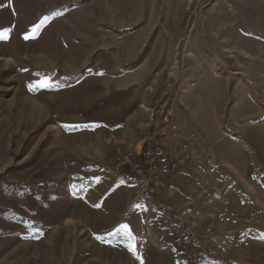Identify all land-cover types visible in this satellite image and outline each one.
I'll return each instance as SVG.
<instances>
[{"label":"rangeland","instance_id":"obj_1","mask_svg":"<svg viewBox=\"0 0 264 264\" xmlns=\"http://www.w3.org/2000/svg\"><path fill=\"white\" fill-rule=\"evenodd\" d=\"M177 131L175 218L184 163L142 194L119 168ZM0 264H264V0H0Z\"/></svg>","mask_w":264,"mask_h":264},{"label":"crops","instance_id":"obj_2","mask_svg":"<svg viewBox=\"0 0 264 264\" xmlns=\"http://www.w3.org/2000/svg\"><path fill=\"white\" fill-rule=\"evenodd\" d=\"M214 91H215L214 89H209V92L213 94H215ZM209 117H210L212 131H213L212 134L215 137V140H211V143L215 144L216 154H218V157L220 160L219 164L222 166H225L226 168L225 171H227L231 176H245L244 173L239 174V171H236L234 167L235 163H233L232 159H234L235 152L230 151L232 148V143L228 141H220L221 140L220 136L216 130V127H217L216 118H214V116L212 118L210 113H209ZM191 118L195 119L194 116H192ZM181 127H185L184 123L183 125H181ZM182 132L183 131H181V133L180 131H177L175 132V134H172L169 137L165 136L163 139L160 140V142L164 146L166 145L165 147L167 148L166 155L168 159L163 164V168L165 170L172 169V171L175 172V170L180 167L179 165L181 163H184V165L187 166L185 167L184 170L182 169V171L180 170L174 175L171 183L166 188L165 195H163V197L161 195L159 197V201L158 200L156 201V203L161 207V209H163L165 214L172 215V217H175V218L176 216H174L173 208L178 207V206L186 207L187 204L189 203L188 200H184V198H182V195L186 191V184H185L184 179H186L187 181L188 179L187 176H196L195 174H192L191 172L188 171L190 169L191 161L193 160V158L187 155V154H190L189 149L181 145L183 144L181 140ZM197 133H198L197 134L198 137L200 138L202 137L206 141L207 137L203 134L204 133L203 130H201L200 128H197ZM216 133H217V137H216ZM233 145L235 147V144ZM227 148H229V150H226ZM174 242H175V239H174Z\"/></svg>","mask_w":264,"mask_h":264},{"label":"built area","instance_id":"obj_3","mask_svg":"<svg viewBox=\"0 0 264 264\" xmlns=\"http://www.w3.org/2000/svg\"><path fill=\"white\" fill-rule=\"evenodd\" d=\"M148 120L154 128L166 127L172 120L171 106L166 101H156L149 110ZM165 156L166 152L164 151L162 155H158L156 152H148L142 158L130 157L120 162L119 169L131 181L137 194H142L147 189L157 191L166 185L168 176L173 173L171 169L165 170L166 174H163ZM172 236L175 239V244L180 247L186 246L190 241V237L182 235V230L178 226L172 227Z\"/></svg>","mask_w":264,"mask_h":264},{"label":"trees","instance_id":"obj_4","mask_svg":"<svg viewBox=\"0 0 264 264\" xmlns=\"http://www.w3.org/2000/svg\"><path fill=\"white\" fill-rule=\"evenodd\" d=\"M149 146H150L151 150H152L153 152H156L158 155H162L163 152H164V148H165V147H164L163 145H161V144L155 143V144H150ZM145 151H146V150H143V151L141 152V156H144V155H145ZM166 161H167V158H165L164 163H165ZM120 174H121V176H122L125 180H127V181H129V182L131 183V181L125 177V174H123V172H120Z\"/></svg>","mask_w":264,"mask_h":264},{"label":"snow or ice","instance_id":"obj_5","mask_svg":"<svg viewBox=\"0 0 264 264\" xmlns=\"http://www.w3.org/2000/svg\"><path fill=\"white\" fill-rule=\"evenodd\" d=\"M27 38V37H26Z\"/></svg>","mask_w":264,"mask_h":264}]
</instances>
